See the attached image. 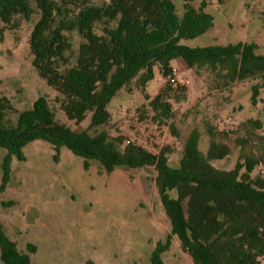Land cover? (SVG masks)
Wrapping results in <instances>:
<instances>
[{
    "label": "trees",
    "instance_id": "1",
    "mask_svg": "<svg viewBox=\"0 0 264 264\" xmlns=\"http://www.w3.org/2000/svg\"><path fill=\"white\" fill-rule=\"evenodd\" d=\"M183 1L184 13L179 16L173 0H0V35L18 27L16 17L29 21L38 13L28 42L32 66L58 93L56 101L69 120L80 124L91 115L88 130H73L56 119L47 97L40 96L30 109L19 112L11 126L6 124L11 101L0 96V147L8 152L0 195L11 179L12 156L23 161V148L39 140L54 146L56 160L63 147L82 157L86 170L91 161L99 162L109 174L117 168L154 167L170 233L157 244L151 264H165L162 255L173 237L193 264H264V170L253 175L260 164L264 166V154L246 156L230 170L219 168L214 162L229 156L230 147L212 139L204 153L199 148L200 132L193 129L174 166L171 145L155 154L97 130L109 122L113 98L132 83L145 94L152 118L167 124L174 115L173 104L164 91L151 97L146 90L158 75L167 78L177 60L191 69L208 67L227 84L260 79L252 87L257 103L264 86L260 46L184 44L209 31L214 18L207 11V0ZM197 1L199 8L193 5ZM72 33L81 37L77 49ZM250 122L262 128L259 120ZM209 133L214 136L211 129ZM28 249L21 252L0 226L3 264H34L30 254L37 252V246L29 244Z\"/></svg>",
    "mask_w": 264,
    "mask_h": 264
},
{
    "label": "rangeland",
    "instance_id": "2",
    "mask_svg": "<svg viewBox=\"0 0 264 264\" xmlns=\"http://www.w3.org/2000/svg\"><path fill=\"white\" fill-rule=\"evenodd\" d=\"M173 1L182 16L184 1ZM207 1L213 27L184 44L196 47L255 42L264 55V0ZM193 5L199 8L200 1ZM38 17L36 13L27 21L18 16V27L0 35V96L7 97L13 107L7 112L6 124L16 125L19 112L45 96L59 122L76 131L88 130L91 115L80 124L69 120L56 101L58 93L32 66L28 42ZM72 39L77 49L81 37L72 33ZM182 68L178 85L158 75L146 90L151 97L164 91L173 104L174 115L167 124L152 118L154 112L145 94L132 83L113 98L108 105L110 120L97 130H106L113 138L124 137L155 154L171 145L174 166L193 129L200 132L199 148L204 153L212 139L230 147L229 156L214 162L219 168L230 170L246 156L263 155L264 86L257 103L252 98V87L261 80L227 84L208 67ZM252 120H259L262 128ZM7 154L0 147V185ZM23 155V161L12 156L11 179L0 195V226L21 252H29V244L37 246V252L30 254L34 264H151L157 244L165 242L170 233L154 167L117 168L109 174L99 162L91 161L86 170L82 157L63 147L56 160L54 146L40 140L27 144ZM263 170L260 164L253 175ZM162 257L165 264H193L175 237Z\"/></svg>",
    "mask_w": 264,
    "mask_h": 264
},
{
    "label": "built area",
    "instance_id": "3",
    "mask_svg": "<svg viewBox=\"0 0 264 264\" xmlns=\"http://www.w3.org/2000/svg\"><path fill=\"white\" fill-rule=\"evenodd\" d=\"M179 74V69L177 67H173L171 73L168 75V80L172 83V85H178L177 76Z\"/></svg>",
    "mask_w": 264,
    "mask_h": 264
},
{
    "label": "crops",
    "instance_id": "4",
    "mask_svg": "<svg viewBox=\"0 0 264 264\" xmlns=\"http://www.w3.org/2000/svg\"><path fill=\"white\" fill-rule=\"evenodd\" d=\"M175 62H176L177 64L175 65V63H174L173 66H174V67H177L180 71L183 70V68H182L183 66H187L183 60H177V61H175Z\"/></svg>",
    "mask_w": 264,
    "mask_h": 264
}]
</instances>
